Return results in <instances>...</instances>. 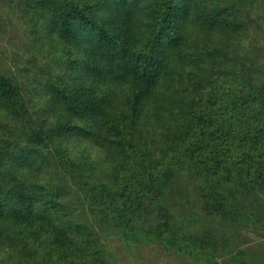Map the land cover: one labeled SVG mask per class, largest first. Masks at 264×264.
<instances>
[{
    "label": "trees",
    "instance_id": "obj_1",
    "mask_svg": "<svg viewBox=\"0 0 264 264\" xmlns=\"http://www.w3.org/2000/svg\"><path fill=\"white\" fill-rule=\"evenodd\" d=\"M7 25L0 264H108L118 233L264 264V0H0Z\"/></svg>",
    "mask_w": 264,
    "mask_h": 264
},
{
    "label": "rangeland",
    "instance_id": "obj_2",
    "mask_svg": "<svg viewBox=\"0 0 264 264\" xmlns=\"http://www.w3.org/2000/svg\"><path fill=\"white\" fill-rule=\"evenodd\" d=\"M4 37L0 38V58L7 64H20L25 68V64L17 60L18 54L23 53V49L19 47V34L9 28L3 33ZM26 69V68H25ZM180 187L178 198L184 201L187 198L185 205L186 213L183 219L185 222L193 224L200 217L198 209L194 204L193 188L191 183L186 179H178ZM180 194V195H179ZM193 194V195H192ZM187 206L190 208L188 210ZM183 207H175L174 212L179 211ZM200 212V211H199ZM200 222V220H198ZM243 237H247V242L241 247L252 253L257 259H264V228L242 226ZM108 250V264H225L226 255H216L214 262L208 263L204 259H195L192 256L178 252L175 250H167L159 243L142 238L140 241L126 239L121 234H111L104 240ZM228 262V259H227Z\"/></svg>",
    "mask_w": 264,
    "mask_h": 264
}]
</instances>
